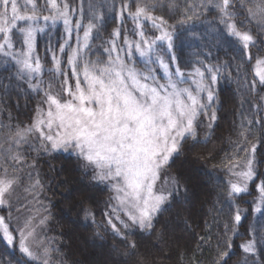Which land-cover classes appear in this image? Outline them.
Instances as JSON below:
<instances>
[{"label":"snow or ice","instance_id":"obj_1","mask_svg":"<svg viewBox=\"0 0 264 264\" xmlns=\"http://www.w3.org/2000/svg\"><path fill=\"white\" fill-rule=\"evenodd\" d=\"M84 3L80 0V7L73 8L68 0H44L43 5L38 0H26L24 5L18 0H0V58L14 63L17 81L26 80L30 89L44 93L43 106L38 105L30 124L0 122V207L9 209L8 221L12 219L13 194L17 190L25 193L22 200L17 197L18 227L10 229L5 216L0 215V240L13 250L18 242L21 256L27 258L25 264H66L56 238L41 235L49 222L50 209L40 199L45 185L37 161L28 159L31 151L37 156L64 152L80 162L85 175L90 174L91 185H103L110 191L105 219L98 227L125 244L126 251L116 250L124 264L133 257L134 264H158L150 252L139 254L138 242L129 236L139 231L149 236L156 233L158 241L164 239L163 231L156 232L158 218L171 208L173 200L188 192L182 178L169 174V169L186 148L191 151L208 142L221 103L215 88L221 66L199 59L211 55L201 51L194 53L199 66L190 72L183 70L176 41L202 39L191 29L196 22H207L212 41L219 44L234 38L250 61L258 39L264 45V39H260L264 37V0H132L134 11L130 0H120L118 9L115 0H88L87 12ZM22 8L28 11L22 12ZM108 12L121 22L125 16L130 18L138 39L125 37L118 45L121 33L117 28L111 39L97 46L96 55L90 41L94 33L99 35ZM213 13V21L201 20ZM165 15L179 19L170 24ZM41 21L44 27L38 26ZM58 22L64 27V42L59 44L60 55L52 53L53 68L49 71L62 77L59 94L54 92L52 82L45 85L37 79L43 66L35 53L36 33L55 28ZM145 23L159 34L148 37ZM245 23L252 27L241 30L238 25ZM17 33L20 48L13 40ZM73 33L75 47L70 43ZM134 52L143 59V69L136 67ZM62 56H66V68L62 67ZM255 63L258 84L264 87V54ZM9 86L0 83L5 89ZM256 88L254 80L251 89ZM202 118L207 119L208 128L203 139L198 132ZM234 131L236 140L232 143L237 154L230 155L223 165L235 177L226 185L229 200L248 191V182L257 176V166L264 164V116H244ZM240 152L244 153L242 161ZM257 187L259 203L264 205V181ZM80 204L85 222L97 224L95 213L84 207L83 199ZM241 219L237 206L231 227L225 225L224 235L217 241L211 264H231L233 244L228 233L236 234ZM250 237L240 246L245 254L242 264H264L257 258L264 255V231L253 228ZM0 264L12 261L0 257Z\"/></svg>","mask_w":264,"mask_h":264},{"label":"trees","instance_id":"obj_2","mask_svg":"<svg viewBox=\"0 0 264 264\" xmlns=\"http://www.w3.org/2000/svg\"><path fill=\"white\" fill-rule=\"evenodd\" d=\"M115 2L118 9L120 0ZM38 3L43 5L44 0H38ZM68 3L73 8L80 7V0H68ZM87 5L88 0H85L86 12ZM134 6L132 3L133 11ZM214 16L213 13L202 17L201 20L213 21ZM165 18L170 24L176 23L179 19L178 16L169 18L167 15ZM84 22L87 23V20ZM134 25L127 16L121 22L114 13L108 12L99 35L94 33L90 41L93 52L99 55L97 46L111 39L113 30L117 28L121 33L117 38L118 45L122 44L125 37L135 36ZM238 26L241 30H249L252 27L247 23ZM209 29L210 25L207 22H196L191 31L202 39H182L177 40L176 44L180 66L185 71L190 72L192 67L199 66L195 64L197 57L194 53L201 51L210 52L211 55L200 56L199 59L207 64L221 66L220 78L215 87L221 102L217 110L218 119L213 125L208 142L197 145L191 151L186 148L184 154L174 158L169 169V174L182 178V183L186 184L188 192L186 196L182 193L178 200H173L171 208L158 218L155 225L156 232L163 231L164 239L158 241L156 233L149 236L139 231L129 236L130 240L138 242L139 254L150 252L157 259L158 264H211L217 241L223 237L225 225L231 227V218L237 206L241 210L242 219L236 226V234L233 235L231 231L228 233L233 244L231 264H242L245 254L240 246L251 238L250 230L255 228L264 231V205L259 203L261 194L257 187L264 181V164L257 166V176L249 182L248 191L234 200L226 197V185L230 179L234 181L235 177L230 176L223 167L230 155L237 154L232 141L236 140L234 129L240 124L242 117L251 119L254 115L264 116V99H262L264 87L259 86L257 82L256 90L251 89L252 81H257L252 73V64L256 57L264 53V45H261L258 39L257 47L251 49L253 59L249 61L244 57L239 43L234 38L216 44L209 35ZM253 34L255 35V32ZM13 40L17 48L21 47L18 34ZM63 42L64 27L61 22H58L55 28H45L44 32L36 33L35 53L43 66L37 79L42 80L45 85L52 82L53 90L57 94L61 92L58 85L62 82V77H57L49 69L53 68L52 53L56 52L60 55L59 44ZM74 42L75 33L70 41L72 47ZM49 48L52 51H49ZM61 59L65 61L62 67L66 68V56H62ZM15 72L16 67L13 62H4L3 58H0V83L10 85L7 89L0 87V122L23 126L32 122L38 105L43 106L44 93L30 89L26 80L17 81L14 77ZM10 76L13 77L11 81L8 79ZM32 82L35 83V80ZM202 119L203 123L198 129L201 139L208 135L207 119ZM198 155L207 159H197ZM238 155L242 161L244 153L240 152ZM28 159L37 161V170L41 182L45 185L44 191L40 194V199L50 209L45 234L47 237L56 238L66 264H124V258L119 252L126 251L125 244L110 231L98 227V224L105 219L103 215L107 207L105 201L111 195L110 191L103 185L98 187L91 185L90 174L83 173L80 162L70 153L58 152L37 156L36 152L31 151ZM82 199L84 207L91 208L95 213L97 224L91 221L85 222L80 204ZM258 206L261 208L260 212L255 211ZM0 215L5 216L10 229L18 227L15 209L11 211V221H8V208L0 207ZM97 232L100 235H97ZM96 256L102 259L101 263L96 262ZM0 257L10 258L14 264H25L26 261L17 247L13 250L6 246L3 240H0ZM257 258L264 262V255ZM135 259L136 257H133L129 264H134ZM27 264H35V262L29 261Z\"/></svg>","mask_w":264,"mask_h":264},{"label":"rangeland","instance_id":"obj_3","mask_svg":"<svg viewBox=\"0 0 264 264\" xmlns=\"http://www.w3.org/2000/svg\"><path fill=\"white\" fill-rule=\"evenodd\" d=\"M18 2L21 4V5H24L25 3H26V0H18ZM22 10V12H24V11H26L24 8H22L21 9ZM62 23V22H61ZM146 24H147V26H146ZM39 27H44V24H43V22L41 21V23L38 25ZM133 31H134V33H135V25L133 26ZM145 31H146V34H147V36L148 37H153V36H155V35H158L159 33L155 30V29H152L151 28V25H150V23H145ZM18 34V36H19V38H20V35H19V33H17ZM81 35H82V33H81ZM75 36H76V34H75ZM128 38V37H127ZM129 40H136V39H138V37L135 35V36H133V37H129L128 38ZM75 44H76V39H75V42H74V46L73 47H75ZM122 44H123V42H122ZM121 44V45H122ZM21 47H22V45H21ZM18 48H20V47H18ZM262 54H264V53H262ZM257 58V57H256ZM133 59H134V62L136 63V67L137 68H140V69H143L144 68V62H143V59L142 58H140L139 56H138V54H136L135 52H134V56H133ZM256 59H255V61L253 62V64H252V73H253V75H254V77H255V79L257 80V82H258V80H259V78L256 76ZM160 75H162V72L160 73ZM215 87H216V85H215ZM250 182V181H249ZM249 182H248V184H247V188H248V185H249ZM25 183L27 184V179H25ZM25 195V193H23L21 190H17V192L16 193H14L13 194V197H12V203H13V205H14V208L13 209H15V208H18L19 206H20V204L19 203H17V197H20L21 198V200H22V198H23V196ZM4 208V207H3ZM6 208V207H5ZM46 233V229L44 230V232H42L41 233V235H44ZM17 249H18V242H17ZM26 258V257H25ZM27 259V258H26ZM21 262H23V261H21ZM96 262L98 263H101L102 262V259H100V257L99 256H96ZM251 262L249 261V264H250ZM12 264H14V262H12Z\"/></svg>","mask_w":264,"mask_h":264}]
</instances>
